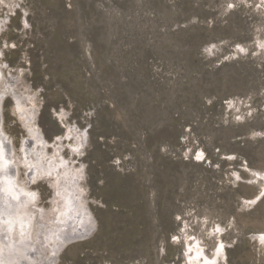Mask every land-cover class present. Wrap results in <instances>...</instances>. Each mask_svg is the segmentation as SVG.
Instances as JSON below:
<instances>
[{"label":"rangeland","instance_id":"374dc122","mask_svg":"<svg viewBox=\"0 0 264 264\" xmlns=\"http://www.w3.org/2000/svg\"><path fill=\"white\" fill-rule=\"evenodd\" d=\"M0 54L37 92L43 138L64 133L56 110L88 135L98 231L58 264H183L185 224L207 254L223 240L218 264H264V0H0ZM31 187L49 206L47 182Z\"/></svg>","mask_w":264,"mask_h":264},{"label":"bare ground","instance_id":"6f19581e","mask_svg":"<svg viewBox=\"0 0 264 264\" xmlns=\"http://www.w3.org/2000/svg\"><path fill=\"white\" fill-rule=\"evenodd\" d=\"M205 50L214 55L219 49L217 44H210ZM243 50L244 45L236 44L234 55ZM4 63L0 58V93L5 90L14 95L13 109L23 118L21 120L28 133L20 141L19 154L11 143L13 153L10 156L7 143L12 138L4 125L0 128V264H54L61 245L67 243V248L98 231V219L91 209L92 199L85 186L84 164L80 162L87 150L88 135L86 129L72 125L66 111L56 110L55 118L64 133L56 136L53 142L43 138L45 134L42 131L44 135H41V127L35 117L40 110L36 103L37 92L25 94L26 91L15 90L11 78L20 76L22 70L14 73L16 70ZM24 114L30 117H22ZM239 120H243L241 116ZM252 136H264V131H254ZM30 138H34V145ZM203 155L200 151L195 159L201 160ZM227 157L234 158V155ZM13 164L19 170L18 175L11 169ZM21 170H24V177L20 176ZM41 181H46L53 192L47 207L41 205L38 190L31 187L32 183L35 185ZM263 191L260 187L261 197ZM209 229V237L216 239V226ZM251 237L264 244V232L253 233ZM180 240L184 244L183 264H218L222 259L223 240L215 242L207 254L201 237L193 235L186 224L180 235L174 238V241Z\"/></svg>","mask_w":264,"mask_h":264},{"label":"water","instance_id":"95a60500","mask_svg":"<svg viewBox=\"0 0 264 264\" xmlns=\"http://www.w3.org/2000/svg\"><path fill=\"white\" fill-rule=\"evenodd\" d=\"M1 77L2 76H1V73H0V79H1ZM20 79L21 78L18 75H17V77L11 78L12 87L13 88L15 87L14 89L17 90V91H19V81H20ZM17 94H18V92H17ZM9 96L11 97V100L14 102V100H15L14 99V95L12 96V94L10 93V91H5L4 90L3 92L0 93V128H2L3 125H4V123H3V121H4V115H3V105H4V101H5V99L9 98ZM38 114H39V111H38ZM38 114H36V116H35L37 120H38ZM19 123L21 124L22 129L25 131V134H27L28 131L25 130L26 128L23 125V123L21 121H19ZM10 141L11 142L10 143H7V145H8L9 155L12 156V153H13V148H12V144H11L12 143V140H10ZM20 141L22 142V138H21ZM29 141H30V143H32V145H34V138H30ZM11 169L13 170V173L14 174H16V175L19 174L18 173L19 170L16 167V165L13 164V166H11ZM258 193H259L258 197L260 198L261 197V192L259 191ZM51 194L53 195V192L52 191H51ZM49 201H51V199ZM88 236L89 235H87L86 238H89L90 237V236L89 237ZM66 246H67V243L61 245V247H60V249H59V251L57 253L56 260H55V263L54 264H57L58 260L60 259V257H58V256L66 249Z\"/></svg>","mask_w":264,"mask_h":264}]
</instances>
